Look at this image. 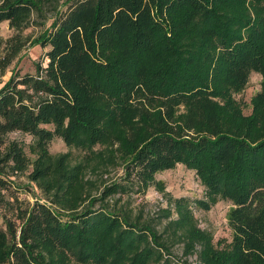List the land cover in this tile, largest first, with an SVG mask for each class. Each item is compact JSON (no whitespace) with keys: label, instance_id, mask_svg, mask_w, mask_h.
I'll list each match as a JSON object with an SVG mask.
<instances>
[{"label":"trees","instance_id":"1","mask_svg":"<svg viewBox=\"0 0 264 264\" xmlns=\"http://www.w3.org/2000/svg\"><path fill=\"white\" fill-rule=\"evenodd\" d=\"M35 18L50 19L33 40L45 63L0 87V191L30 168L42 197L22 207L10 195L0 264H175L177 245L196 264H264V0H0L13 31L2 69ZM252 72L244 114L236 94ZM12 132L31 135L33 158ZM55 137L69 150L51 153ZM177 164L203 197H167L154 215L122 201ZM219 200L232 235L214 243L193 212Z\"/></svg>","mask_w":264,"mask_h":264},{"label":"rangeland","instance_id":"2","mask_svg":"<svg viewBox=\"0 0 264 264\" xmlns=\"http://www.w3.org/2000/svg\"><path fill=\"white\" fill-rule=\"evenodd\" d=\"M35 22H37V24ZM49 24L50 19L43 20V18H35L34 23L23 31V35L27 36L29 39L16 58H14L5 69L0 67V87L12 74H16V76H21L25 73L35 74L36 65L45 63L44 52L48 47L42 48L39 44H33V40L38 38ZM12 34L13 31L8 27L7 22L1 23L0 36L6 39ZM1 56L2 52L0 51V57ZM260 80V74L252 72L246 87L243 91L236 94V98L240 102L244 114H249L251 111L250 98L259 91ZM10 140L19 141L26 155L29 158L34 157L29 151V146L32 144L31 135L21 132H12L7 135V141ZM68 150V147H66L63 141L58 137L53 138L49 144V151L51 153H60ZM71 152L73 161H76L80 153L74 149H72ZM29 169L25 172H13L9 177L10 180L14 181L13 184L7 190L0 191L1 196H3L2 201H0V223H2L1 216H4V214L11 219L14 217L15 213L13 210L7 207L8 202H13L10 195L17 198V202H14L13 205H20L22 207H25L28 203L31 204L35 198L42 197L36 184L28 180L27 174ZM122 178H124V173L122 167L119 166L110 171L107 180L111 182L122 180ZM158 186H162L163 191H159L157 189ZM203 195L204 188L195 172L191 169H187L182 164H177L172 169L156 173L155 183L148 187L144 195L131 192L130 196H125L122 201L130 197L128 200L131 206L143 209L145 215H154L159 207L167 204V197L183 196L193 201L196 198L203 197ZM95 206H98V203H95ZM230 207L231 204L228 201L219 200L209 210L194 208L193 213L197 220V226L209 232V234L212 235L214 243L218 240L228 242L231 239L232 231L227 217ZM173 216H175V214ZM197 248H199V246H197ZM172 250L173 253L171 258L175 264L181 263L184 259H187V262L190 264L197 263L195 254L188 257L183 256L181 245H177Z\"/></svg>","mask_w":264,"mask_h":264}]
</instances>
